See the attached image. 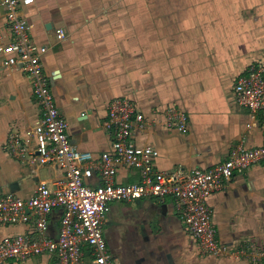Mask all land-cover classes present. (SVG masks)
Here are the masks:
<instances>
[{
  "label": "crops",
  "instance_id": "0c3cea01",
  "mask_svg": "<svg viewBox=\"0 0 264 264\" xmlns=\"http://www.w3.org/2000/svg\"><path fill=\"white\" fill-rule=\"evenodd\" d=\"M29 37L46 47L42 66L72 144L97 156L110 149L112 133L102 129L110 102L127 97L142 113L132 140L151 145L156 170L185 173L223 162L238 144H263L260 126L246 127L250 112L234 93L239 75L264 64V0H33L20 10ZM64 38L56 37V30ZM10 31L0 7V42ZM21 70H0V197L28 198L33 186H52L62 172L30 163L6 146L42 115ZM187 115L184 132L167 127L163 113ZM237 128L233 129V125ZM95 130V131H93ZM136 168L120 165L118 184L139 182ZM101 180L94 174L88 184ZM264 164L234 173L207 199L216 237L238 249L264 250ZM102 225L106 246L118 264H264V257L231 260L200 253L171 197L114 201ZM62 215L53 208L47 233L55 237ZM33 222L0 226V236L31 233ZM89 247L82 262L89 261ZM53 254L4 264H56Z\"/></svg>",
  "mask_w": 264,
  "mask_h": 264
},
{
  "label": "built area",
  "instance_id": "2783aa9c",
  "mask_svg": "<svg viewBox=\"0 0 264 264\" xmlns=\"http://www.w3.org/2000/svg\"><path fill=\"white\" fill-rule=\"evenodd\" d=\"M33 0H0L4 21L10 31L8 42H0V70H21L30 78L31 92L42 108L41 118L24 131V136L11 133L6 138L8 151L32 164L57 167L62 176L52 186L45 182L33 186L25 199L6 194L0 197V226L33 222L31 233L0 236V264L23 261L42 254H53L56 264H84L83 248L89 247L86 264H118L106 246L102 225L109 211V203L141 198H173L189 235L197 240L200 253L231 260L264 257V250L253 244L238 249L222 244L216 237L207 199L220 189L234 173L246 170L258 162L264 164V142L255 147L238 144L231 148L226 159L215 167L185 173L181 168L163 173L155 168L158 155L151 145H139L132 140L141 128L143 115L133 100L113 99L102 122V129L112 133L110 149L95 156L71 143L68 123L59 112L51 91L48 76L42 66L46 47L29 37L30 26L20 16V10ZM58 39L64 38L61 29ZM238 103L251 114L246 127L260 126L264 131V64H251L246 74L234 83ZM167 127L184 132L187 115L169 107L163 113ZM237 124L233 125V129ZM95 131V130H93ZM120 165L136 168L139 182L118 184L115 181ZM94 174L101 183L88 184ZM264 190V188H263ZM53 208H61L62 215L55 237L47 233L48 217Z\"/></svg>",
  "mask_w": 264,
  "mask_h": 264
},
{
  "label": "rangeland",
  "instance_id": "374dc122",
  "mask_svg": "<svg viewBox=\"0 0 264 264\" xmlns=\"http://www.w3.org/2000/svg\"><path fill=\"white\" fill-rule=\"evenodd\" d=\"M109 205H110V203H109Z\"/></svg>",
  "mask_w": 264,
  "mask_h": 264
}]
</instances>
